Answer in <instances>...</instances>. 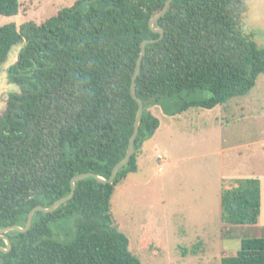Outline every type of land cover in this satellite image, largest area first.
<instances>
[{
	"label": "trees",
	"instance_id": "1",
	"mask_svg": "<svg viewBox=\"0 0 264 264\" xmlns=\"http://www.w3.org/2000/svg\"><path fill=\"white\" fill-rule=\"evenodd\" d=\"M87 1L42 24L0 27V68L22 47L8 71L19 92L0 117V230L26 228L33 209L70 196L78 175L110 179L135 131L139 105L131 88L141 45L156 40L146 46L136 80L144 114L133 156L112 185L79 181L73 199L54 213L37 212L27 233L6 234L12 248L0 250V264H142L119 229L112 198L139 171L143 149L160 128L150 109L174 117L226 106L264 74V48L243 29L248 0H174L154 25L162 39L150 22L169 0ZM20 7V0H0V16L16 17ZM235 184L221 191L229 232L257 225L261 214L260 180ZM0 247L7 249L3 239ZM221 264H264V237L243 239L237 255Z\"/></svg>",
	"mask_w": 264,
	"mask_h": 264
},
{
	"label": "rangeland",
	"instance_id": "2",
	"mask_svg": "<svg viewBox=\"0 0 264 264\" xmlns=\"http://www.w3.org/2000/svg\"><path fill=\"white\" fill-rule=\"evenodd\" d=\"M77 1L20 0L19 15L0 16V27L42 24ZM246 5L244 32L264 48V0H248ZM21 48H14L0 68V117L11 94L19 92L10 84L8 71ZM262 90L264 74L251 93ZM238 99L244 97L235 101ZM235 101L174 117L165 115L160 107L150 109L161 125L154 140L146 143L148 157L140 161L137 173L116 188L112 198L119 229L130 241L131 254L142 264H221L224 257L237 255L243 239L264 237L261 228L238 227L229 232L222 226L221 186L222 190L232 188L235 181L228 177L246 167L242 166L246 156L239 161L240 167L234 166L231 158L237 145L234 139L238 141L237 128L247 125L232 121L230 105ZM246 139L244 135L242 141ZM222 175L228 180L221 181ZM145 241L153 247L143 246ZM198 245L200 248L194 249Z\"/></svg>",
	"mask_w": 264,
	"mask_h": 264
},
{
	"label": "crops",
	"instance_id": "3",
	"mask_svg": "<svg viewBox=\"0 0 264 264\" xmlns=\"http://www.w3.org/2000/svg\"><path fill=\"white\" fill-rule=\"evenodd\" d=\"M256 88L257 86L251 92H254ZM251 92L247 96H245L244 99L231 101H235L233 105H230L232 106L230 108L231 113H233L232 121L236 120L239 124L243 122L247 123L244 128L240 126L237 128L238 141L234 139L237 145L234 148V153L231 157L233 158L232 163L234 166L240 167L241 164L239 161L244 159V157L246 156L245 163L242 165L246 167L244 171L236 170L233 175L228 177V179L231 178L234 181L250 178L260 180L262 200L261 214L258 220V224L253 227L259 229L261 228L264 230V90L256 94H253ZM244 135H247V139L245 141H242V137ZM154 138L152 140H154ZM155 149H158L157 145H155ZM148 152L150 151H148L145 145L143 154L141 155V158L139 160V165L140 161L142 163V161L146 157H148ZM228 179L223 175L221 176V181L223 182ZM234 186H236L235 183ZM222 187L223 185L221 186V191ZM261 236H263V234Z\"/></svg>",
	"mask_w": 264,
	"mask_h": 264
},
{
	"label": "water",
	"instance_id": "4",
	"mask_svg": "<svg viewBox=\"0 0 264 264\" xmlns=\"http://www.w3.org/2000/svg\"><path fill=\"white\" fill-rule=\"evenodd\" d=\"M173 1L174 0H169L167 2V4L165 5V7L163 8V10L160 12V14L157 15L150 22V28L153 30L154 33H160L162 35L161 36V39L164 36V32L162 30L155 29L154 28V25L156 24L157 21L161 20L167 14V12L169 11V9H170ZM87 2H90V1L88 0ZM173 13L176 14L177 13V10H174ZM155 42H157V41L156 40L144 41L142 43V45H141V54H140V57H139V60H138V63H137V67H136V71H135V76L133 78L132 88H131L132 97L138 103V105H139V111H138V114H137V117H136L135 131H134V134H133V136H132V138L130 140L129 147H128V153H127L126 158L121 163H119L118 165H116L114 167V169L112 171V174H111V177H110L109 180H105L104 178H102V177H100L98 175H95L93 173L82 174V175H78V176L74 177L72 179V181H71L72 192H71L70 196H68L67 198H64V199L58 201L51 208H45V207L39 206V207H36L35 209H33L30 212V214L28 215V221H27L26 228H21V227L14 226V227H8L6 229L0 230V239H3L6 242V245H7V249H4V248L0 247V250L1 251H3L4 253H7L12 248L9 239L5 236L6 234H8V233L14 234L15 232H18V233H27L31 229V227H32L33 217H34V215L37 212L54 213L63 204H65L68 201L72 200L73 197H74V195H75V192H76V185L75 184L77 182L82 181V180H85V179H88V178H94V179H96L100 183H106V184H111L112 185L114 183V181H115V178H116L118 172L130 162V160H131V158L133 156L134 145H135L136 139H137L138 134H139V131H140V125H141L142 117H143V114H144V104L137 97V93H136V80H137V78L139 76L140 69H141V65H142V62L144 60V56L146 54V49L145 48H146V46L148 44L155 43Z\"/></svg>",
	"mask_w": 264,
	"mask_h": 264
},
{
	"label": "built area",
	"instance_id": "5",
	"mask_svg": "<svg viewBox=\"0 0 264 264\" xmlns=\"http://www.w3.org/2000/svg\"><path fill=\"white\" fill-rule=\"evenodd\" d=\"M159 160H160L161 162H164V158H163L162 156H159Z\"/></svg>",
	"mask_w": 264,
	"mask_h": 264
}]
</instances>
